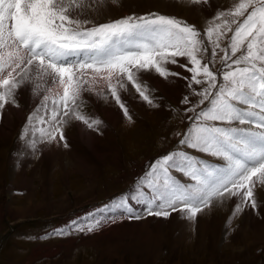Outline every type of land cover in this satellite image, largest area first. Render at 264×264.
I'll use <instances>...</instances> for the list:
<instances>
[{"label": "snow or ice", "instance_id": "obj_1", "mask_svg": "<svg viewBox=\"0 0 264 264\" xmlns=\"http://www.w3.org/2000/svg\"><path fill=\"white\" fill-rule=\"evenodd\" d=\"M109 3L119 6V0H0V115L6 106L19 107L22 88L43 93L19 140L33 155L38 144L63 142L67 148L63 128L70 119L94 131L102 123L79 111L83 93L108 99L103 88L96 87L103 81L131 123L119 89L127 91L131 85L139 98L158 107L150 95L155 90L141 76L155 72L164 79L180 76L187 81L188 92L180 103L188 105L184 110L192 113L190 123L183 133H176L182 147L149 165L141 183L150 193L137 188L131 198L142 211L121 197L99 208L100 216L89 213L84 221L73 220L39 239L93 233L121 219H169L178 214L196 222L199 214L212 209L213 201L225 197L235 198L228 224L246 208L257 211L264 204L254 191L258 184L264 186V0H238L228 10H217L203 32L157 12L101 23ZM188 3L208 5L209 0ZM228 33V46L222 47L220 41ZM217 50L223 53L219 69ZM170 64H178L190 76L171 71ZM185 149L219 163L195 158ZM177 172L183 181L176 178ZM113 210L119 215H105Z\"/></svg>", "mask_w": 264, "mask_h": 264}, {"label": "rangeland", "instance_id": "obj_2", "mask_svg": "<svg viewBox=\"0 0 264 264\" xmlns=\"http://www.w3.org/2000/svg\"><path fill=\"white\" fill-rule=\"evenodd\" d=\"M236 3L238 0H209L208 5L190 6L188 0H119V6L108 4L99 22L157 12L182 19L203 32L217 10H228ZM231 35L221 39L222 47L228 46ZM208 48L205 62L211 53V46ZM217 53L215 69L222 66L223 53ZM167 67L181 76H190L178 64ZM141 76L155 90L150 95L156 97L158 107L139 98L131 85H127V91L119 89L132 117L130 123L106 85L102 88L108 99L95 92L83 94L80 112L98 117L102 123L94 131L70 119L63 128L67 148L63 142L38 144L39 151L33 155L19 140L26 118L38 106L43 93L38 96L21 89L17 110L24 113L22 117L13 114V118L9 115L11 106H6L0 115V151L7 150L5 169L0 174V264H264V204L257 211L246 208L228 224L235 198L227 197L222 202L213 201L212 209L199 214L196 222L181 219L178 214L169 219H121L93 233L73 232L39 239L73 220L84 221L89 213L100 216L98 209L92 211L94 207L90 206L127 185L149 194L150 190L141 183L149 165L182 147L176 133L185 131L190 123L188 117L192 116L184 110L188 105L180 103L188 92L187 81L180 76L164 79L155 72ZM13 119V124L16 121L18 125L11 126ZM7 132H13V136L4 140ZM54 145L58 148L51 151ZM185 151L195 158L219 163L193 149ZM175 176L185 179L179 172ZM135 187L123 197L142 211V206L131 199ZM259 190L264 191V186L258 184L254 190L258 202L263 199ZM105 215L119 212L113 210Z\"/></svg>", "mask_w": 264, "mask_h": 264}, {"label": "bare ground", "instance_id": "obj_3", "mask_svg": "<svg viewBox=\"0 0 264 264\" xmlns=\"http://www.w3.org/2000/svg\"><path fill=\"white\" fill-rule=\"evenodd\" d=\"M187 20V19H186ZM102 82V81H101ZM103 83V82H102ZM103 87V86H105V84L104 85H102V84H100V82L98 83V85H97V89L99 90V87ZM23 93H25L24 91H23ZM33 93V92H32ZM87 93V94H86ZM89 93H91V92H85V93H83V94H86V95H84V96H88L89 95ZM92 93H94V92H92ZM92 95V94H91ZM93 95H95V93L93 94ZM92 95V96H93ZM28 96L29 97H31V93H29L28 92ZM39 96V95H38ZM33 97V96H32ZM36 98V96L34 97V99ZM31 99H33V98H31ZM36 101V100H35ZM39 101V100H38ZM24 103V102H23ZM28 103H29V101H28ZM34 103V102H33ZM27 107V106H26ZM36 107V106H35ZM8 109V108H7ZM9 115H11V116H13V114H17V116L18 117H22V114H24V113H22V112H20L19 111V109L17 110V107H14V106H11L10 108H9ZM22 111V110H21ZM5 114H7V113H5ZM6 117V116H5ZM8 117V116H7ZM6 117V118H7ZM106 117V116H105ZM13 118H14V116H13ZM98 118V117H97ZM100 118V117H99ZM108 118V117H107ZM12 119V118H11ZM7 120H9V118L7 119ZM110 120H111V118H110ZM17 121L19 122V120H18V118H17ZM112 121H114L113 120V118H112V120H111V122ZM9 122H10V120H9ZM11 126H13V125H18V122H16L15 121V123L13 124V122H14V119H13V121L11 120ZM115 122V121H114ZM8 125V124H7ZM9 127V126H8ZM7 127V128H8ZM13 129V131H14V128H12ZM83 129V128H82ZM88 129V128H87ZM11 131V130H10ZM88 131V130H87ZM89 132H91V130H89ZM8 134L5 136V137H3V139L4 140H9L10 139V137L12 138V136H13V132H7ZM2 141V140H1ZM46 145H47V143H46ZM55 146V145H54ZM58 148V145H56L54 148H52V150L51 151H54V150H56ZM48 150V149H47ZM7 152V150L6 149H4V150H1L0 151V174L2 173V172H4V169H5V157H6V153ZM7 162V161H6ZM13 175V172L11 173V176ZM132 189V188H131ZM260 191V193H258L259 194V196L260 197H262L263 199L262 200H264V191H262V190H259ZM132 195H133V193H132ZM123 197V196H122ZM112 202V201H111ZM110 202V203H111ZM105 206V205H104ZM58 212V211H57ZM145 224V223H144ZM148 225V224H147Z\"/></svg>", "mask_w": 264, "mask_h": 264}]
</instances>
